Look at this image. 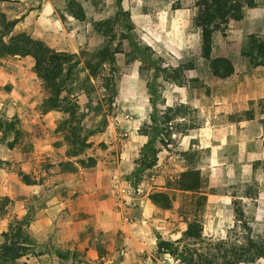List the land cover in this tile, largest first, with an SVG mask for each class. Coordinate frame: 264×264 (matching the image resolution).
Masks as SVG:
<instances>
[{
    "label": "rangeland",
    "instance_id": "374dc122",
    "mask_svg": "<svg viewBox=\"0 0 264 264\" xmlns=\"http://www.w3.org/2000/svg\"><path fill=\"white\" fill-rule=\"evenodd\" d=\"M65 1L55 0L60 18L63 17L62 21L67 29L70 28L72 32H84L86 38L77 52L74 50L67 52L78 56L71 64L73 72L65 91L71 93L68 97L77 106L80 117L70 119L69 115L63 112L53 113L57 127L62 121H68L65 132L69 128L72 129L74 135H81L82 141L74 140L75 145L68 146L64 144L63 134L56 132L57 140L49 142V146L57 150L50 151L53 154L51 159H65V156L71 158L70 155L77 153L79 154L77 159H102L107 146L104 142H100L101 137L98 135L108 131V126L113 124L118 109L117 98L112 99L114 97L112 79H115L117 91L124 75L137 73L146 78L150 89L160 91L168 88L170 82L165 78L163 69L170 63V57L165 51L172 45L169 34L173 37L176 34L180 35V40H173L175 46L185 39L190 49L189 52L179 51L176 47L175 50H168L170 54H174L176 60L183 61V65L192 61L194 64L202 62L201 48H196L198 33L202 38V31L194 26L192 21L198 13L199 0H120L119 3L118 0H79L85 9L87 20L73 22L74 26H70L67 17L69 15L65 12ZM257 1L259 3L257 7L244 10L242 20L218 24L214 34L212 58L224 57L231 60L235 67L233 77L241 79L237 86L244 94L242 106L245 110H239V104L234 101L232 94L230 102L225 104L229 108L223 111L228 113L230 121L241 117L245 120L249 116L243 114L248 111H246V102L254 97L251 105L254 104L253 108L257 110V114L253 115L255 118L253 124L257 128L255 137L260 138L258 135L264 132L262 110L264 109V66L257 65L261 60L255 55L251 41L252 36L264 40V3L262 0ZM41 2L42 0H34L33 4H27L2 0L0 12L6 15L8 21H14L23 17L32 5L39 7ZM19 16L21 17L17 18ZM183 20L185 24H182ZM15 31L16 28L10 36L4 38V41L8 42L11 36L20 33L28 34V32ZM0 32L3 33L4 30L0 28ZM151 43H154V47L156 43L162 48H156L160 53L150 46ZM107 46L112 52L119 51L115 55L116 68L110 66L108 60L103 63L102 57L97 55ZM202 63H206L209 67L205 60ZM156 66H161L158 74L154 69ZM90 67H97L99 76L97 81L91 77ZM190 72L186 73L190 81L189 86L194 92L199 90L202 92V87L190 80ZM14 88L24 98L28 97L24 102L26 111L24 116L20 117V121H9L7 119L9 116H0V148L18 144L19 147L34 149L36 133L33 129L37 126L39 134L47 135L41 126L43 125L41 115L42 103L50 93L37 78L34 72V60L31 57L29 59L0 57V105H10L9 92ZM226 88L227 90L230 88L232 92L236 89L234 84ZM154 101L160 103L162 100L156 96ZM2 109L0 108V111L3 112ZM33 118L36 121H32ZM143 118L144 125L139 128L143 127L144 130L151 128L152 114L145 113ZM116 130L118 139L112 144H115L113 156L120 151L117 146H120L123 138L119 129ZM94 135L97 138L89 143V138ZM82 142H87V146H81ZM43 144L46 146V143ZM142 152V149L132 151V177L128 180L131 186L127 183L123 184L132 192L131 198L125 200L124 208L127 230H130L129 236L124 235L127 239L124 240L125 250H130L126 264H202L200 260L203 258L209 259L211 264H225L230 257V250L238 244L239 237L245 233L243 224H247L254 236L264 242L263 159H256L249 164L240 161L241 159H229L238 174V183L231 185L226 170L227 165H219L211 170L212 163L208 152L194 153L195 156L193 158L191 156L190 159L177 152L165 159L166 154L162 150L158 160L166 165L163 171L168 168L166 182L169 176L178 174L186 168H201L202 193L168 191L165 194L172 206L171 211L159 213L150 210L149 214L145 215L146 208L139 204L138 196L148 193L150 187L143 183L145 179L141 177L142 174H147L143 166H140ZM248 166L253 176L246 181L240 178L242 175L240 173ZM207 193L216 194L218 197L210 198V202L207 200L204 205L198 197ZM36 202L32 199V203ZM6 204L0 201L1 210ZM194 222L202 227L203 241L187 239L184 235L187 225ZM160 241L168 242L173 253L159 251ZM255 264H264V259L258 260Z\"/></svg>",
    "mask_w": 264,
    "mask_h": 264
},
{
    "label": "crops",
    "instance_id": "0c3cea01",
    "mask_svg": "<svg viewBox=\"0 0 264 264\" xmlns=\"http://www.w3.org/2000/svg\"><path fill=\"white\" fill-rule=\"evenodd\" d=\"M8 1L33 4L34 0ZM67 17L70 26H74L73 22L78 23L72 17ZM182 24H185L184 20ZM15 32H28L34 40L47 43L57 52H77L86 40L84 32L67 29L57 12L55 0H42L39 7L32 5L23 14V20ZM171 35L172 45L165 51L170 57L169 65L177 68L184 62L176 60L168 50H175L176 47L179 51L189 52L190 49L185 39L175 46L173 40H180V35ZM198 36L196 48L199 49L202 38L199 33ZM153 44L150 46L157 51L156 48L160 47L156 43L154 47ZM157 52L160 53L159 50ZM202 62L194 64L189 77L202 87V92H194L190 86L179 87L170 82L168 88L157 91L156 96L162 100L160 103L154 101L146 78L139 73L124 75L117 95L118 109L114 122L108 126V131L98 135L101 137L100 142L107 146L102 159L66 156L65 159H51L53 154L50 151H57L49 146V142L57 140L53 112L41 115V126L47 135L39 134L37 126L33 129L36 133L34 149L19 147L18 144L3 150L0 148V201H8L0 210V244L4 243L2 235L9 232L15 219L28 223L26 229L35 244L32 254L17 264H126L130 250H125L124 240H127L130 230H127L124 208L125 200L131 198L132 192L123 184L131 186L128 180L132 177V151L143 149L150 140L149 136L139 133L140 129L145 131L143 127L139 128L144 125L145 113L181 106L188 110L185 118L176 119L172 125L174 132L178 133L176 130L180 126L179 130L184 134L173 133L170 144L161 149L158 157L162 150L166 154L165 159L177 152L191 153L190 156L186 155L190 159L192 154L206 151L212 163L211 170L219 165H227L231 185L238 183V174L229 159H241L247 164L256 159L264 160V132L258 135L260 138L255 137L257 128L253 124V115L257 114V110L253 108L254 104L251 105L254 97L246 102L248 111L243 114L249 115L248 118L243 120L239 116L240 119L230 121L228 113L223 110L229 108L225 104L230 102L232 94L234 101L239 104V110H245L242 106L244 94L237 86L241 79L233 76V79H218ZM232 84L236 87L233 92L226 88ZM9 94L10 105H0L3 108L0 116H9V121H20L26 111L24 102L28 97L24 98L15 88ZM32 121H36L35 118ZM116 128L123 138L120 146H117L120 151L113 156L115 144H112L118 139ZM148 128L146 130H151ZM96 138V135L91 136L88 142ZM155 147L160 148L159 140ZM165 168L166 165L158 160L153 170H146L147 174L141 175L145 179L143 183L150 187L148 193L138 196L139 204L146 208L145 215L150 210L159 213L171 211L161 209L149 198L152 193L159 191H178L166 188L168 168L163 171ZM199 169L203 177L202 169ZM240 174V178L246 181L253 176L249 166ZM203 195L209 202L210 198L218 197L213 193ZM32 199L37 202L32 203Z\"/></svg>",
    "mask_w": 264,
    "mask_h": 264
},
{
    "label": "trees",
    "instance_id": "16d2710c",
    "mask_svg": "<svg viewBox=\"0 0 264 264\" xmlns=\"http://www.w3.org/2000/svg\"><path fill=\"white\" fill-rule=\"evenodd\" d=\"M262 2L264 3V0ZM258 5L257 0L198 1L199 10L192 21L194 26L200 28L202 31L201 57L209 64L210 71L214 77L226 80L235 74V67L231 60L224 57L212 58L214 34L218 29V24L240 21L243 19L246 8H255ZM65 12L78 22H85L87 20L85 9L79 0H66ZM61 18L63 20L62 16ZM22 20L23 17L14 21H8L6 15L0 12V28L4 30L3 33L0 32V57H31L34 60V72L37 78L42 82L44 89L50 93L42 103V113L63 112L64 114H68L70 119H75L79 116L78 109H76L77 106L68 97L71 93L66 92L65 88L73 72V65L71 64L78 56L67 52H57L47 43L34 40L31 35L26 33L11 36L9 41L5 42L4 38L7 35L10 36ZM251 42L255 55L261 60L257 65L264 66V40L252 36ZM117 53L119 51L115 50V52H112L109 46H107L100 50L97 55L102 57L103 63L108 60L109 65L116 68L115 55ZM194 66L193 61L177 68L168 65L163 69L165 78L179 87H188L190 81L186 73L192 71ZM154 69L156 70V74H158L161 66H156ZM90 72L91 77L97 81L99 79L97 67H90ZM111 82H113L111 85L114 87V97L112 99L115 100L118 95V89L115 79H112ZM150 93L156 97L157 90L150 89ZM187 112L188 110L183 106L167 108L161 112L155 109L151 118V130H139V133L150 137L148 145L142 149L140 166H143L144 171L153 170L157 165L158 153L170 144L173 133L184 134V132L179 130L180 126L176 130L178 133L174 132L175 129L172 125L176 119L180 117L185 118ZM67 123L68 121H62L57 127L56 132L63 134L64 137L62 139L64 144L73 146L75 145L74 140L82 141V137L78 134L74 135L73 130L70 128L65 132ZM157 140L160 142L159 149L155 147ZM81 146H87V142H82ZM181 155L186 158V155L190 156L191 153H182ZM70 156L77 158L79 154H72ZM194 156L195 154L192 155V158ZM166 188L191 194H201L203 181L200 169L190 168L169 176ZM149 198L153 204L161 209L172 208L165 193H155L150 195ZM198 200L205 205L207 197L199 195ZM2 201L5 204L8 202L7 199H3ZM27 225L28 223L25 224V222L15 219L10 226L9 232L2 235L4 243L0 244V264H17L21 259L32 254L35 244L26 229ZM243 227L245 233L239 237L238 244H235L230 250V257L225 264H255L258 260L264 259V242L254 236L252 229L247 224H243ZM184 235L187 239L192 240L203 241L204 238L202 227L196 222L187 225ZM158 248L163 253H173L171 245L168 242L160 241ZM200 262L202 264H211V261L207 258L201 259Z\"/></svg>",
    "mask_w": 264,
    "mask_h": 264
}]
</instances>
